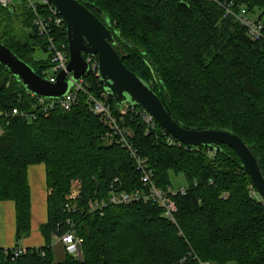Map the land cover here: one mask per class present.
Wrapping results in <instances>:
<instances>
[{
  "label": "trees",
  "instance_id": "1",
  "mask_svg": "<svg viewBox=\"0 0 264 264\" xmlns=\"http://www.w3.org/2000/svg\"><path fill=\"white\" fill-rule=\"evenodd\" d=\"M78 1L101 19L98 10L108 17L120 33H114V47L124 64L152 84L179 123L236 133L264 174V39H250L210 0ZM232 1L264 19V0ZM28 14L33 24L29 9ZM33 29L26 34L19 27L15 5L0 4V42L44 77L51 68L48 41L34 24ZM54 33L68 45L65 29ZM37 49L48 54L47 61L34 59ZM85 81L95 96L107 93L95 74H87ZM87 99L81 92L70 111L58 106L41 113L37 100L0 64V202L16 204L17 245L32 231L29 166H46L49 190L48 220L40 227L46 244L16 258L11 248L0 247V264H264V202L253 193L251 177L231 147L170 145L159 123L149 130L130 107L121 117L126 105L109 96L156 185L166 190L173 187L172 177L182 174L187 188L175 197V222L153 199L109 204L113 191L147 188L130 151L90 111ZM14 108L37 115L31 120L10 115ZM74 180L81 193L78 210L69 213L65 205ZM93 201L107 204L102 214L89 212ZM69 220L84 239L82 256L67 253L56 262L53 240L69 230Z\"/></svg>",
  "mask_w": 264,
  "mask_h": 264
},
{
  "label": "water",
  "instance_id": "2",
  "mask_svg": "<svg viewBox=\"0 0 264 264\" xmlns=\"http://www.w3.org/2000/svg\"><path fill=\"white\" fill-rule=\"evenodd\" d=\"M67 24L69 45L68 71L74 80H80L88 71L84 54L96 55L99 60L100 77L104 88L117 105L127 104L142 107L156 121L180 142L197 147L219 149L228 145L240 157L242 168L251 177L256 192L264 202V174L250 147L236 133L226 129H197L179 123L163 98L132 72L123 62L114 47V33L117 32L108 17L78 0H53ZM0 64L4 65L26 91L35 95L58 99L68 94L72 81L66 80V72L57 75L55 83L39 75L10 48L0 42Z\"/></svg>",
  "mask_w": 264,
  "mask_h": 264
},
{
  "label": "built area",
  "instance_id": "3",
  "mask_svg": "<svg viewBox=\"0 0 264 264\" xmlns=\"http://www.w3.org/2000/svg\"><path fill=\"white\" fill-rule=\"evenodd\" d=\"M217 4L224 11V16L231 17L239 23L240 26L246 29L247 35L254 41L264 39V19H257L253 17L244 6L237 5L232 0H210ZM27 8L33 13V24L37 33L46 38L48 41V50L50 55L52 74H46L44 77L50 82L55 83L57 75L61 71L66 72V80L72 81V87L68 94L63 98L49 99L29 93L37 100V106L41 113H48L55 107L60 106L62 109L70 111L74 105L78 102V94L85 93L88 96L87 102L89 109L95 115H98L100 119L110 128L111 136H118L117 142L126 147L131 156L136 160L137 169L141 172V182L147 191L140 189L133 192L127 191H113L109 197L107 203L113 205H129L136 201H147L148 199L155 200L163 209L164 217L175 222V213L178 210L175 197L177 195H185L187 192L186 186H179L178 188L168 187L166 190L161 189L156 185L154 181V172L148 167L146 161L137 155L135 149L132 148L129 143L128 136L130 131L121 126L120 119L114 114L111 104L109 103V95L102 93L100 96L88 92V87L85 81V76L89 73H93L96 77H100L99 60L96 55L84 54L85 60L88 63L87 73L80 79L74 80L73 73L68 71L69 64V45L63 42H59L55 36V30L65 29L67 33V24L64 17L61 15L58 7L53 0H23ZM0 4L3 7L13 6L12 0H0ZM138 114L150 129H155L158 121L142 107H136L127 104L124 108L120 109L121 117L125 116L128 112V108ZM8 115V114H7ZM10 115L22 116L26 119H34L36 113L34 111L24 112L18 108H14ZM148 130V131H149ZM165 133L168 135L167 142L170 145L183 144L175 137L170 135L165 129ZM69 194L67 195L68 202L65 205L66 211L69 213H75L78 210L76 200L81 193V185L79 181L73 182ZM253 193H256L253 192ZM107 204L99 201H93L90 203L89 212L102 211ZM102 214V212H101ZM69 230L63 234L57 235L56 238L65 246V250L68 254L81 259L82 245L84 239L76 233L75 225L73 221L69 220ZM25 247L16 245L11 248L13 258L19 257L26 252ZM44 254V252L42 253ZM199 264H213L210 261H199Z\"/></svg>",
  "mask_w": 264,
  "mask_h": 264
},
{
  "label": "crops",
  "instance_id": "4",
  "mask_svg": "<svg viewBox=\"0 0 264 264\" xmlns=\"http://www.w3.org/2000/svg\"><path fill=\"white\" fill-rule=\"evenodd\" d=\"M28 179L31 188L32 201V233L20 242L25 248L42 247L46 244L41 234L40 227L48 220V195L47 172L44 164L31 165L28 168ZM17 218L16 204L14 201L0 202V247L12 248L16 246ZM52 249L56 262H61L66 257L65 246L55 237Z\"/></svg>",
  "mask_w": 264,
  "mask_h": 264
},
{
  "label": "rangeland",
  "instance_id": "5",
  "mask_svg": "<svg viewBox=\"0 0 264 264\" xmlns=\"http://www.w3.org/2000/svg\"><path fill=\"white\" fill-rule=\"evenodd\" d=\"M12 2H13V5H15V7H16V16L18 18L19 27L26 34L34 33L33 24L29 20L28 9L26 8V5L24 4L23 0H12ZM48 57H49L48 54L42 49H37L35 51V54H34V59L35 60L43 59V60L47 61ZM45 73L48 74V75L49 74L51 75L52 74L51 68H47ZM75 181L76 180L72 181V185L74 184L73 182H75ZM172 181H173V187L174 188H178L179 186H185L184 184L186 183V180H185V178H184V176L182 174H180L178 176L174 175L172 177ZM31 233H32V231H31ZM26 238H28V237H26Z\"/></svg>",
  "mask_w": 264,
  "mask_h": 264
}]
</instances>
